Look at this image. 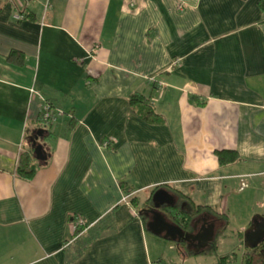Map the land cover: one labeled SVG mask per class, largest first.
Returning a JSON list of instances; mask_svg holds the SVG:
<instances>
[{
	"label": "crops",
	"instance_id": "1",
	"mask_svg": "<svg viewBox=\"0 0 264 264\" xmlns=\"http://www.w3.org/2000/svg\"><path fill=\"white\" fill-rule=\"evenodd\" d=\"M18 2L0 0V264H247L264 225L262 0ZM44 104L65 117L26 181ZM157 191L171 224L208 210L188 232L213 227L208 247L149 230Z\"/></svg>",
	"mask_w": 264,
	"mask_h": 264
},
{
	"label": "water",
	"instance_id": "2",
	"mask_svg": "<svg viewBox=\"0 0 264 264\" xmlns=\"http://www.w3.org/2000/svg\"><path fill=\"white\" fill-rule=\"evenodd\" d=\"M48 132L43 129L36 130L31 137V148L33 149L34 159L40 164H44L48 160V154L46 153L44 146L39 143L42 141ZM153 207L151 209H145L142 212L149 216L151 215V222L148 224V228L155 235H164V238L178 244L180 243H192L197 240L196 237H192L190 233L185 231L183 228L176 224H171L167 221L166 217L163 216L159 209L164 204H172L173 199L167 193L163 191H157L152 197ZM141 212V214H142ZM252 229V228H251ZM250 229V230H251ZM215 230L213 227L206 232L202 238V243L197 245V252L199 249H204L209 246L210 242L214 240ZM196 239V240H195ZM264 244V225L258 226V230L254 233H246L245 235V246L248 248H255ZM189 246V245H188Z\"/></svg>",
	"mask_w": 264,
	"mask_h": 264
},
{
	"label": "trees",
	"instance_id": "3",
	"mask_svg": "<svg viewBox=\"0 0 264 264\" xmlns=\"http://www.w3.org/2000/svg\"><path fill=\"white\" fill-rule=\"evenodd\" d=\"M262 8L264 11V0H262ZM141 103L145 104V100L143 97H141L139 95L132 97L131 102H130L131 109L133 108L134 105L141 104ZM38 128L43 129L41 125H39ZM50 129H48V130L43 129V130L49 132ZM216 155L218 157L219 163L222 166L235 163L239 160V156L235 152L222 151V152H217ZM33 158H34V154H33V149H32L29 153L23 155V157L20 160V164H19V168L17 170V173H18L19 177H21L22 179H24L26 181L32 180L36 174V168H35V166L32 165ZM151 203H152V199L150 200V202H148L146 204V207L144 208V210L145 209H151V207H152ZM178 208H177V211H175V212H177V214H179L178 216H180V219H178V220L174 219V220H175V222L179 221L178 225L187 232L190 231L191 223L193 220H195L197 217L204 214L206 211L208 212V210L206 208H203V207L193 206V207H188V208L183 209V210L182 209L178 210ZM142 211H140V214ZM142 214H144V213L142 212ZM169 214L171 216L170 212H169ZM221 222L224 224V226H227L229 221H228V218L225 217L224 219L221 220ZM214 250H215V248L213 249V251ZM263 250H264V244L262 245L260 251L263 252ZM229 259L230 258H228V257L227 258H221L218 264H228ZM263 263L264 262H262V264ZM248 264H253V261L249 260ZM257 264H259L258 261H257ZM260 264H261V262H260Z\"/></svg>",
	"mask_w": 264,
	"mask_h": 264
},
{
	"label": "built area",
	"instance_id": "4",
	"mask_svg": "<svg viewBox=\"0 0 264 264\" xmlns=\"http://www.w3.org/2000/svg\"><path fill=\"white\" fill-rule=\"evenodd\" d=\"M22 3V0H19ZM20 2H18V7H23V4H21ZM19 9V8H18ZM13 18L15 21H22L24 20L25 16L24 13L22 11V8L20 10H18L14 15ZM160 86H162V84H160ZM64 113L60 110L55 109L54 107L50 106L49 104H44L42 106V115H41V126L43 129L48 130L50 128H52V126H54L57 121L58 118L63 115ZM105 147L109 146V143H105L104 145ZM85 226L84 221L82 219H78L77 223H76V227L77 228H81Z\"/></svg>",
	"mask_w": 264,
	"mask_h": 264
},
{
	"label": "rangeland",
	"instance_id": "5",
	"mask_svg": "<svg viewBox=\"0 0 264 264\" xmlns=\"http://www.w3.org/2000/svg\"><path fill=\"white\" fill-rule=\"evenodd\" d=\"M63 117H65V113H64V115H61L58 119H61V118H63ZM151 205H152V207H153V203H151ZM232 220V227H233V229H235L236 227H238L237 226V224H239L240 223V221H238L236 218H233V219H231ZM234 232V231H233ZM182 248L184 249V250H186V248L184 247V246H182ZM260 250H261V248H259L258 250H257V252L256 253H254L253 255V257H249L250 259V261H253V264H257V261L258 260H264V252H263V254L261 255L260 254ZM203 259V258H202ZM198 260L197 262H195V264H207V262H205V260ZM248 260V261H249ZM208 262H210L209 260H208ZM235 264V263H234ZM248 264V263H247Z\"/></svg>",
	"mask_w": 264,
	"mask_h": 264
},
{
	"label": "flooded vegetation",
	"instance_id": "6",
	"mask_svg": "<svg viewBox=\"0 0 264 264\" xmlns=\"http://www.w3.org/2000/svg\"><path fill=\"white\" fill-rule=\"evenodd\" d=\"M169 212H167V214H168ZM203 217L204 216H199V217H197V220L198 221H200L199 223H201V221H202V219H203ZM196 220H194V222H195ZM193 222V221H192ZM176 224H178L179 223V221H177V222H175ZM194 227H195V229H197L198 228V226H194L193 225V223H191V228H190V233H194ZM209 231V228H203L202 230H201V232L196 236V238H197V240H196V244L195 245H199V244H201L202 243V238L205 236V234H206V232H208ZM191 243V242H190ZM190 243H187L186 242V245H188V244H190Z\"/></svg>",
	"mask_w": 264,
	"mask_h": 264
}]
</instances>
